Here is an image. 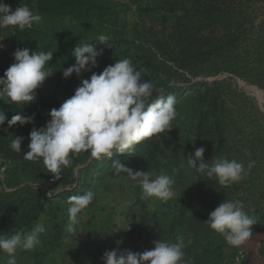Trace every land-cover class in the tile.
<instances>
[{"label": "trees", "instance_id": "16d2710c", "mask_svg": "<svg viewBox=\"0 0 264 264\" xmlns=\"http://www.w3.org/2000/svg\"><path fill=\"white\" fill-rule=\"evenodd\" d=\"M120 1H128L137 12L147 16L151 26L140 22L139 18L137 24L127 23L126 10ZM12 4L13 11L20 4H27L43 19L23 31L10 26L7 40L11 53L0 55V76L14 63L13 53L18 48L34 51L37 47V50L54 52L49 61L54 74L37 89L36 102L24 109L27 115L35 113L34 123L9 128L5 122L0 126V233L18 229L28 231L48 217L43 247L33 253L40 257L36 264H42L57 251L62 252L69 223L68 198L88 190L95 193L99 186L98 174L111 169L107 164L119 155L113 150L111 158L100 161L82 151L71 157L73 163L62 170L59 180L47 172L42 160L28 161L23 156L30 142L28 134L31 129L44 126L50 119V110L58 108L74 94L82 79L90 77L91 72L82 73L80 77L73 74L67 79L62 75V69L75 63L74 47L80 41H87L96 49H104L103 56L98 58V67L92 71L99 73L118 58H130L138 70H143L144 80L153 81L157 88L166 90V95L176 98L177 115L171 122L172 129L136 145L133 156L120 158L133 171H149L153 176L163 172L174 176L178 195L167 202L160 201L154 211L147 209L145 199L138 197L142 207L139 211L133 207L130 209L129 241L123 248L131 249L138 241L145 240L143 252L154 247L155 240L162 238L174 242L177 235H183L187 245V264L234 262L240 248L228 245L222 235L208 227L206 220L220 201L240 200L246 211L258 219L252 236L264 232V184L254 177L264 172V139L261 133L256 134L253 141L246 139L250 155L241 149L234 150L232 144L238 135L243 134L244 128L233 113L238 92L227 80L212 84L192 81L201 74L215 76L221 72L245 79L243 64L247 57L232 53L241 41L245 25L253 23L245 2L237 5L229 0H13ZM99 34L110 37L108 45L96 42L95 37ZM256 53V58L262 61L263 51L257 48ZM224 56L228 61L221 68L219 60ZM262 69L258 74L260 79L264 78ZM182 82L189 85L184 87L180 84ZM258 86L264 88L261 80H258ZM7 103L6 99L5 102L0 100V110L10 119L22 106ZM255 111L256 120H261L256 126L264 127V114ZM14 136L25 137L20 153L10 148ZM227 136L232 137L229 140ZM201 146L206 149V160L213 156L227 157L242 162L246 169L249 161L254 160L255 166L241 181L222 187L215 179L211 181L188 167L184 157ZM105 175L108 179L103 187L106 188L115 186L114 182L118 180L137 184L123 172L117 177ZM254 181H257V187ZM248 182L254 184L252 187L256 192L250 194ZM59 189L64 191L56 196L49 195ZM135 190L141 192L138 184ZM95 226L93 219L81 243L71 248L74 264H85L81 262L84 254L90 257L91 246H83L86 239L93 237L96 243L102 239ZM241 264L251 262L243 256Z\"/></svg>", "mask_w": 264, "mask_h": 264}, {"label": "clouds", "instance_id": "9594fccd", "mask_svg": "<svg viewBox=\"0 0 264 264\" xmlns=\"http://www.w3.org/2000/svg\"><path fill=\"white\" fill-rule=\"evenodd\" d=\"M42 19L27 4H20L13 11L10 5L0 2V27L12 26L23 31L39 24ZM109 39L106 34L95 37L96 42L106 45ZM3 47L0 44V49ZM37 48L34 51L18 48L13 53L14 63L0 76V100L5 102L6 99L9 105L22 106L10 119L0 110V126L5 122L9 128L34 123L35 113L27 115L24 109L36 102L37 89L54 74L49 66L54 52ZM72 54L75 63L62 69L63 78H70L73 74L80 77L86 72H91V75L82 79L74 94L58 108L50 110V119L44 126L31 129L24 159L42 160L47 172L59 180L62 170L73 163V155L88 152L91 158L102 161L105 157L111 158L115 150L119 155L112 159L111 170L115 174L126 173L136 182L141 188V199L156 198L167 202L176 198L174 176L163 172L153 176L149 171H133L120 158L133 156L136 145L172 129L171 122L177 115L175 96L166 95L163 87L157 88L153 81L144 80L143 70H138L130 58H118L97 73L92 69L98 67V58L104 54L103 48L96 49L93 43L80 41ZM24 139L23 136H14L10 148L20 153ZM205 151L203 146L195 147L194 153L183 157L190 169L211 181L215 179L225 188L241 181L255 166L254 160L249 161L247 169L242 162L227 157L213 156L206 160ZM94 197L95 193L88 190L68 198L69 233L77 231L79 214L92 203ZM206 223L222 235L228 245L238 248L252 237V229L258 219L246 211L242 201L222 200L208 214ZM46 230L43 222H37L28 231L18 229L0 233V252L8 257L5 264H17L18 250H34ZM122 243L123 240L116 241L115 248L103 253V264H187V245L183 235H177L174 242L162 238L155 240L154 247L143 252L121 248Z\"/></svg>", "mask_w": 264, "mask_h": 264}, {"label": "rangeland", "instance_id": "374dc122", "mask_svg": "<svg viewBox=\"0 0 264 264\" xmlns=\"http://www.w3.org/2000/svg\"><path fill=\"white\" fill-rule=\"evenodd\" d=\"M229 1L237 5H239L240 2H245V5H247L249 8L248 12H250L251 16L253 17V23L251 25H245L241 41L238 43V46L233 48L232 52L234 55L240 54V56L242 57H247H245L247 61H245V63L243 64V70L246 71V74L244 76L245 79L228 72H221L215 76H207L205 74H201L194 78L192 82L204 81L212 84L215 81L227 80V82L232 83V88L236 90L239 95L236 97L237 104H233L235 106V111L233 113L236 117L238 116V119L244 125L243 134L238 135L235 138L232 146L234 150L241 149L243 152H246V154H248L250 145L246 141V139L253 141L255 140L254 138L258 133H261L262 138L264 139V127L256 126L257 124H261V120H259L260 122L256 120L257 111H255V109H257L262 112V114H264V88L258 86V80H261V82L264 84V78L261 77L260 79V76L258 75L263 71L262 68H264V0ZM0 2L10 5L12 8L13 0H0ZM120 2L121 4H123L124 9L126 10L127 23H129L130 25L137 24L136 21H138L137 18H139L140 22L145 23L148 27L151 26V21L147 19V16L141 14L140 12H137L136 8L134 6H131L128 1ZM156 26L157 25H155V27ZM9 30L10 26L0 27V44L4 46L2 49H0V55L11 53V47L7 40ZM257 48L258 51H263L262 61L256 58ZM227 61L228 58H226L225 56L220 58L219 66L221 68H224ZM239 64H241V61L238 63V65ZM181 72L184 73L183 71ZM185 76L191 79V77L187 75ZM237 78L240 79L239 83ZM180 84L184 87L189 85L183 82ZM228 93L229 91L226 90L227 95H229ZM242 94L245 98L242 96ZM241 102L242 104H244L241 105ZM252 120L254 121L252 122ZM248 124L249 126L247 127ZM231 133L233 134L234 131ZM227 137L230 140L232 136ZM111 161L107 164V166L110 165ZM262 167H264V164L262 165ZM105 173L109 176L113 175V177H117V174H115L111 169H109L107 172L104 171V173L100 172L98 174L99 186L97 189H95V193H97V196L94 198L92 203L79 214V223L76 226L77 231L75 233H69L67 230H65L67 233V239L63 251H57L51 254L49 257L45 258L42 264H74V255H72L71 253V248L81 243L82 236L86 233V228L89 222L93 219H95V227H97L98 229V235H101L102 239L99 241V243H96L97 241L93 237L85 240V243L83 245L84 248H87V246H91L90 257H86V254H84L81 262H85V264H103V253L106 250L115 248L117 246L116 241L123 240V243L120 245L121 248L127 246L129 241L127 238V233L130 222L132 220L130 209L133 207L134 210L139 211L142 207V203L137 201V198L140 197L141 192L139 193L135 190L137 184L134 185L129 181L121 182L118 180V182H114L115 186H111L108 188L103 187L107 183L108 179ZM254 177H256V180H258L259 183L264 184V172H262L261 175L258 174ZM254 182L257 187V181ZM120 184L123 185L122 188L120 187ZM248 186H251V189L249 191L250 194L256 192V189L252 187L254 186V184L248 182ZM62 191H64V189H59L55 194L49 193V195L56 196ZM160 201L161 200L156 198L145 199V202L147 204L146 208L154 211L157 209ZM48 219V217H44L41 222L46 225V221ZM59 219L61 220V218ZM108 220H110V222L107 227H105V224ZM43 236L44 234L41 235V243L34 250H18L16 254L17 264L37 263L40 257L34 256L33 253L36 249L41 250L39 249V247H43ZM144 241L145 240L138 241L137 244H134V246L131 247V250L135 252H141L142 248L146 247ZM239 248L240 252L238 253V257L234 260V262H231L229 264H241L243 256H246L249 259V253L246 252V244L240 246ZM253 248L254 253L256 254V264H258L259 262L264 264V236L259 238L255 242ZM7 259V255L3 252H0V264H5V261Z\"/></svg>", "mask_w": 264, "mask_h": 264}, {"label": "water", "instance_id": "95a60500", "mask_svg": "<svg viewBox=\"0 0 264 264\" xmlns=\"http://www.w3.org/2000/svg\"><path fill=\"white\" fill-rule=\"evenodd\" d=\"M237 80H238V83H239V80L240 79H238L237 78ZM240 85V84H239ZM264 110V109H263ZM264 236V232H261V233H257V234H255V235H253L250 239H249V241H247L245 244H246V246H247V249H246V252L247 253H249V261L251 262V264H256V254L254 253V248H253V246H254V244H255V242L259 239V238H261V237H263Z\"/></svg>", "mask_w": 264, "mask_h": 264}, {"label": "bare ground", "instance_id": "6f19581e", "mask_svg": "<svg viewBox=\"0 0 264 264\" xmlns=\"http://www.w3.org/2000/svg\"><path fill=\"white\" fill-rule=\"evenodd\" d=\"M258 264H262L261 262H259Z\"/></svg>", "mask_w": 264, "mask_h": 264}]
</instances>
